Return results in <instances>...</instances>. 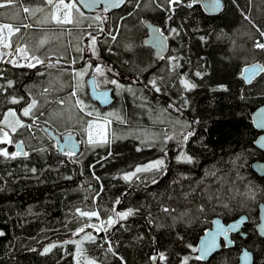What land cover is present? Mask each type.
Returning a JSON list of instances; mask_svg holds the SVG:
<instances>
[{"label": "trees", "instance_id": "obj_1", "mask_svg": "<svg viewBox=\"0 0 264 264\" xmlns=\"http://www.w3.org/2000/svg\"><path fill=\"white\" fill-rule=\"evenodd\" d=\"M190 1L176 8L171 20L163 0H129L120 9L105 13L106 31L97 36L96 44L97 62L104 75H96L97 83L112 86L105 79L118 77L124 87L113 85L114 100L103 107L81 85L77 95L87 110L93 111L92 117L75 107V97L69 99L75 90L69 86L75 85L70 69L86 61L79 58L85 51L77 52L74 46L64 48L66 60L76 58V63L62 68H50L46 60L35 68L0 61V85L7 88L0 92V113L24 106L23 101L20 105L9 103L13 96L39 101L36 126L13 134L14 140L24 141L29 155L0 157V232L4 233L0 236V264H76L73 244L45 255L41 252L54 242L79 237L73 232L86 222L76 213L78 207L95 208L101 219H106L112 208L138 210L107 232L86 229L97 239L94 243L85 241L83 248L100 264H121L119 257L126 264H152L149 257L161 251L168 256V264H182L185 256H196L188 245L196 247L213 216L227 221L242 213L248 217L243 228L245 238L237 235L232 247L222 246L208 261L190 259L189 264H235L241 245L253 252V264L263 263L264 237L257 235L254 224L257 206L264 202V177L252 171L250 162L264 158V152L254 145L259 131L251 119L252 110L264 102V73L258 72L248 82L243 68L251 63L264 65V50L254 47L256 41L264 42L260 35L264 31V0H223V8L216 14L205 13L198 3L189 8ZM19 2L29 7L41 5L42 9L46 6L43 0H18L8 10L19 15H0V20L17 26L35 24L38 12L26 15L22 7H16ZM144 19L155 23L168 37V53L160 61L141 42L146 32ZM29 28L24 31L21 26L13 40L21 36V42ZM170 28L180 29V34H171ZM81 46L84 48L83 43ZM173 56L179 57L180 66L175 70L168 59ZM181 77L195 87L185 90ZM152 80L160 92L155 91ZM8 81L13 82L12 87H7ZM129 86L132 92L127 91ZM46 87L50 91L42 96ZM158 112H164L165 119L185 121L195 134L184 143L180 136L184 125L171 129L166 121L157 122L168 128L161 142L146 143L126 133L129 128H148ZM96 113L102 117L116 113L125 122L109 117L111 143L95 147L84 144L75 157L59 151L42 129L44 122L39 123L47 121L58 133L65 128L76 129L82 138L84 122ZM22 119L28 122L27 117ZM167 136L175 138L168 140ZM0 147L15 151L12 145ZM181 151L192 157L191 163L177 161ZM156 158L164 160L161 171L144 173L145 180L123 179L136 165ZM165 207L170 214L163 212ZM106 241L111 242L116 255L107 251Z\"/></svg>", "mask_w": 264, "mask_h": 264}, {"label": "snow or ice", "instance_id": "obj_2", "mask_svg": "<svg viewBox=\"0 0 264 264\" xmlns=\"http://www.w3.org/2000/svg\"><path fill=\"white\" fill-rule=\"evenodd\" d=\"M18 0H0V9L3 8H9L12 7L15 3H17ZM129 2V0H44V3L51 6L53 8V11L50 13L51 19L58 25H73L76 27H79L84 20L88 19V17L85 15V13L82 11V9H91L95 8L100 4H103V12H108L109 9L119 8L122 5H126ZM185 0H163V4H166L167 7L164 8V10L170 15L168 16V19H172L171 13H174L175 9L177 7H180L184 5ZM163 4L158 5L159 7H163ZM135 7H139V4L134 5ZM209 8H211L213 11L218 10L222 7L221 0H208ZM187 7L191 8L192 4H187ZM43 9H37V11H42ZM23 11L25 13H28L30 11L29 8L24 7ZM131 14V13H129ZM47 20V17H45ZM96 21H98L100 24H103L106 20L105 16H96L94 17ZM22 27H30V25H21ZM21 26H16L15 28L11 24H2L0 25V43H3V30L7 29L8 33L11 35L14 32H19ZM88 27H91V25H88ZM98 31L103 32V28H98ZM168 31L178 36L180 34V29L177 28H170ZM111 35V33H109ZM260 35L264 37V31L260 32ZM87 38L89 40V43L87 45L88 49L91 51L92 56H98V51L96 49L97 44V36L93 35L91 32L87 33ZM113 40L116 39L114 35L111 37ZM168 37L164 35V32L160 29H154V36H153V44L163 50L165 47V42L167 41ZM204 37H201V40H203ZM45 44L44 40L40 41V45L43 46ZM3 46L5 48L11 47L9 43H3ZM130 47V46H129ZM254 47L260 50H264V42L256 41L254 44ZM18 53H23V58L28 61L26 65H21L17 61H6L9 63H12L14 66L17 67H30L35 68L38 64H44L45 61L42 60L39 56L36 55H29L26 51L25 47H19L16 49ZM77 52L83 53L85 51L84 48H81L77 46L76 48ZM64 57L61 56L57 59L56 64L51 63L49 61L48 67H56L60 60ZM79 58H83L82 56ZM171 69L175 70L180 65L178 63L179 57H169ZM34 61V62H33ZM72 64L76 63V58H73L71 61ZM92 68V64L89 61L86 62V65L82 67L80 70H75L73 79L76 80L75 85H69L70 87H73L75 90L70 92L69 99L75 97V107L79 108V110L85 115L92 117L94 115L93 111H88V106L85 104V102L82 99H79L77 93L79 90V87L81 86V82L83 81L84 76L88 74V69ZM108 71H112L111 69H108ZM245 73L248 72V69L244 70ZM257 71L260 73H264V65H253L252 66V72L250 75L246 77L248 82H251V80L257 75ZM95 74L104 75V69L97 65L94 69ZM197 76H200L201 73L197 72ZM105 83H111L116 86L118 89H122L124 86L119 84L117 80L112 79L108 80L105 79ZM153 88H155V91L160 92L161 88L157 86L156 81L152 80L150 81ZM180 83L184 87L185 90H190L195 87L193 83H191L188 79L181 77ZM13 82L8 81L7 87H12ZM7 88L4 85H0V92L6 91ZM50 89L48 87L43 89V92L41 95L43 96L45 93H48ZM127 91L132 92V88L129 86L127 88ZM134 94V93H133ZM104 101L105 103L110 102L108 99L107 93H103ZM21 101L24 102V106L20 108H8L3 113H0V145H15L16 151L9 152L7 147H0V157H4L6 159H15L18 156H24L27 157L29 153L24 150V141H15L13 139V134L17 133L20 129H25L28 131H31L34 126H36L37 120H39V116L36 115V112L39 111V101L35 97H31L30 99H25V97L20 96L19 98L13 96L8 101L11 104L14 105H20ZM59 103H64L63 100H60ZM169 107H172V105H169ZM166 111V110H165ZM40 115H43L41 112ZM96 119L94 120H88L84 123L86 124L85 131L87 132L88 140L87 142L89 145L95 147V146H104L111 143L109 140V132H108V126L112 123V120L109 117H114L116 120L120 121L121 123H124V118L119 116L116 113H108L105 117H100L99 113H96ZM261 116V126H264V113L259 114ZM23 117L28 118V122H26ZM102 122H99L101 121ZM44 123H47V121H44ZM179 123V121H177ZM184 131L180 133V136L182 138V142L186 143L190 137H192L195 133L192 130H188L191 128V125H184ZM174 136H167L166 139L171 140L174 139ZM70 142V141H69ZM139 150V149H138ZM39 151H45V149H40ZM65 155L69 157H75L76 152L69 150L64 153ZM178 162L183 163H191L192 157L188 155L186 152L181 151L179 156L177 157ZM164 165L163 159H157L153 162H150L147 165L137 167L135 171L125 174L123 176V179L125 181H131L133 177H137L138 173L141 172H149V171H161L162 166ZM33 172L36 171V169H32ZM138 178V177H137ZM155 182V181H153ZM97 195H99L97 193ZM95 202V198H94ZM116 204H119L120 201L116 200ZM164 213L170 214V209L167 207L162 209ZM202 210V209H201ZM138 210L133 208H128L127 210L123 211H117L115 208H112L110 210V214L107 215L106 219H101L100 212L96 210L95 208H90L89 210H82L81 208L76 209V213H78L80 218H86L88 221H91L92 218H96V220L99 221V224H92V223H83L79 228H77L73 232V236H80L81 233H84V235L81 237L80 240H66L63 242L58 243H52L48 246H45L41 252V255L48 254L51 252L54 248L57 247H63L67 244H73L76 247L75 253L72 254L74 256V259L76 260V264H80V257L84 255L85 249L83 248V244L85 241L89 242H95L97 237L94 236L90 232H86V229L92 228L95 232L99 233L101 230L107 232L108 229L112 228L115 224L119 223L120 221L128 219L130 216H133L136 214ZM244 221L241 220L237 223H234L227 228H224L223 226H219L215 233H207L206 236L208 239L201 240V245L199 247H193L192 245H188L189 248H191L192 252L199 253L195 257H189L185 256L182 260V264H189L190 259H196V260H202L207 255H209L216 247H217V236L224 235L226 236L229 231L235 230L239 227L241 223ZM219 225V222H217ZM4 233L0 232V236H3ZM108 243V252H111L113 255H116V253L113 251L112 245L110 241H106ZM34 250V249H33ZM247 256V253H245ZM121 264H126V261H124L123 257H119ZM149 259L152 261V264H168V256L165 254V252H157L156 254L149 257ZM86 264H96L95 260H86Z\"/></svg>", "mask_w": 264, "mask_h": 264}, {"label": "rangeland", "instance_id": "obj_3", "mask_svg": "<svg viewBox=\"0 0 264 264\" xmlns=\"http://www.w3.org/2000/svg\"><path fill=\"white\" fill-rule=\"evenodd\" d=\"M22 7L21 11L23 13H25L23 11L24 7H27L30 9V11L28 13L30 14H36L37 9H40L41 5H32V6H22L21 2L18 3V5H16V7ZM18 9V8H17ZM17 11V10H16ZM53 11V8L50 7L47 12L44 15H35V24H31V22H27L24 25H30V30L26 33V35L24 36L23 40L20 42V39L18 41L17 44V48L19 47H25L26 46V51L28 52V54L31 55H36L39 56L42 60H46L47 64L49 63V61H51V63L56 64V61L59 57L63 56L64 58L60 60V63L57 65L60 68H62V66L65 65H70L71 61L68 62L66 60V57L64 55V48H69L71 46H74V50H76L77 46L83 48V46H81V43L84 44V49H85V54L81 55L83 58L82 59H86L85 61V65L86 62L90 60L91 64H92V68H89L88 70H90V72H94V69L97 65H99L97 62L98 58L97 56H92L91 51L88 49L87 45L89 43V40L87 38V33L91 32L93 35L95 36H99L100 34H103L106 31V21L103 24H100L98 21H96L94 19V17L96 16H105V12H103V9L98 10L96 12L93 13H85V15L88 17V19L84 20L82 24L87 23V25L83 28L82 24L79 27L73 26V25H58L56 24L52 19H51V15L50 13ZM27 15V13H25ZM0 15L3 17H14V16H18L19 12L10 14V11L8 10V8H3L2 10H0ZM11 15V16H10ZM45 17H47V20L45 19ZM4 24V23H3ZM51 24V25H50ZM1 25V24H0ZM13 27L15 28L17 25L12 24ZM88 25H91L90 28H88ZM31 27H36V28H31ZM93 27V29H92ZM28 28V27H27ZM98 28H103V32L98 31ZM26 30V28L24 27V31ZM96 30V31H94ZM19 32H16L13 36L9 35L8 30L4 29L3 30V43H9L11 46V42L14 38V36H18ZM17 38V37H16ZM18 39H14V42H17ZM44 40L45 44L43 46L40 45V41ZM81 43H80V41ZM79 41V42H78ZM3 43H0V61L4 62V61H12L15 60L17 61L19 64L21 65H26L28 63V61H26L23 58V53H18L16 51V49L11 50L10 47L9 48H5L3 46ZM73 44V45H72ZM80 56V55H79ZM80 56V57H81ZM34 62V61H33ZM85 65H81L80 67L77 68H71V74H72V79H73V75H74V71L75 70H80L82 67H84ZM95 73V72H94ZM97 75V74H96ZM85 77V76H84ZM74 83L76 84V80L73 79ZM85 79L83 78V81L81 82V85H85ZM97 82V81H96ZM57 111H55L56 113ZM59 113V112H58ZM164 112H158L157 114H154L151 117V122H154L153 124H151L148 128L145 127H135L133 129H127L126 133L127 134H134L137 137H139L143 142L146 143H156V142H161L162 138L164 136V134H166V131L168 128H166V126H162V125H158L157 122L159 123H163V121H166L168 123H170V127L171 129H174L175 127H181L183 125L186 124L185 121H182L180 119H171V118H167L165 119L163 116ZM102 117V116H100ZM96 119V116L91 118L90 120H94ZM177 121H179V123H177ZM44 122V121H40L39 123ZM99 122H102L99 121ZM48 124V122H47ZM86 126L83 128V141L84 144H89L87 142L88 140V136H87V132L85 131ZM76 129L71 130L70 128H65L64 130L60 131V133H63L64 131H75ZM170 131V130H169ZM108 132H109V140L113 137L112 136V132L110 127L108 126ZM77 133V132H76ZM17 140H21V139H17ZM15 140V141H17ZM164 140V138H163ZM22 141V140H21ZM162 146V145H161ZM83 147V146H82ZM82 149V148H81ZM156 159H153L151 161H148L146 163H142L139 165H136L131 171L125 173V174H129L133 171H135V169L137 167H141L144 165L149 164L150 162H153ZM146 172H141L137 174V177H134V179H143V174ZM117 210V209H116ZM119 211V210H117ZM85 222L86 223H92V224H99L98 220L93 221V219L91 221H88L85 218ZM103 231V230H101ZM84 235V233H82L81 236L79 237H74L72 240H80L81 237ZM95 260L96 264H100L99 261H97L93 256L86 254V252H84V255L80 257V262L82 264H86V260Z\"/></svg>", "mask_w": 264, "mask_h": 264}, {"label": "water", "instance_id": "obj_4", "mask_svg": "<svg viewBox=\"0 0 264 264\" xmlns=\"http://www.w3.org/2000/svg\"><path fill=\"white\" fill-rule=\"evenodd\" d=\"M189 3H191V4L192 3H198L199 6L202 8V10L207 14H216V13L220 12L224 6V1L221 0L222 7L218 10L213 11L211 8H209L207 6L208 0H191L187 4H189ZM103 6H104L103 4H100L95 8L82 9V11L85 13H93V12H96L100 9H103ZM121 7L109 9L108 12L120 9ZM143 23H144V26L146 27V33L143 35V37L141 39L142 44L144 46L150 47L153 51V55H154V58L156 59V61H160L161 58L168 52V49H169L168 39L165 42V47L163 48V50L156 47L153 44L154 29H159V27L155 23H153L147 19L144 20ZM164 35H165V33H164ZM253 65L259 66V64L251 63V64L246 65L243 68V77H244L245 81H248L246 79V77L251 74ZM245 69H248L247 73H245V71H244ZM258 72L259 71H257V73ZM86 87H87V92H88V95L90 96V98L92 100H94L95 102L99 103L101 106L105 107V106L110 105L113 102L114 96L112 94V87L108 86V87L98 88L96 86L94 75L91 74V75L86 77ZM105 92L107 93L108 99L110 101L108 103H105V101H104L103 93H105ZM261 113H264V102L259 104L258 106H256L251 112V119H252L253 125L259 131V134L257 135V137L254 140V145L258 149H260L264 152V126H261V116L259 115ZM41 127L46 132V134L55 142V146L59 151L65 152V151L72 150V151H75L76 153H78L81 150L82 142L79 139V137L77 136L76 132L64 131L63 133H58L51 126L46 125V124H41ZM17 141H21V140H17ZM12 147L14 148V150H16L14 144L12 145ZM24 150H25V146H24ZM250 168L259 177H264V158L253 159L250 162ZM257 209H258V221H257L255 227H256L258 234L260 236H264V202H260L257 206ZM247 219H248V217L244 213L238 215L237 217H235V218H233L227 222H225L218 215L212 217L210 227H208L202 233V235L199 237L198 242H197V247H199L201 245V240L208 239V237L206 236L207 233H209V232L215 233L219 226H223L224 228H227L228 226H230L234 223H237L241 220H243L244 222L241 223L237 229L229 231L226 236H224V235L217 236V247L209 255H207L204 258V260L208 259L214 252H216L220 248V239L221 238L224 240V242L227 246L231 247L233 245L232 240L230 238L231 233H235V232L240 231L241 236L245 237L246 232L243 231L242 228L244 226V223L247 221ZM217 222H219V225L217 224ZM245 253H247V256L245 255ZM154 254H156V253H154ZM198 254L199 253H197V255ZM235 264H253V252L249 248H247L246 246H242L240 248L239 253H238L237 261Z\"/></svg>", "mask_w": 264, "mask_h": 264}, {"label": "flooded vegetation", "instance_id": "obj_5", "mask_svg": "<svg viewBox=\"0 0 264 264\" xmlns=\"http://www.w3.org/2000/svg\"><path fill=\"white\" fill-rule=\"evenodd\" d=\"M101 10V9H100ZM105 13H109V12H105ZM144 24V23H143ZM146 28V27H145ZM146 33V32H145ZM144 33V34H145ZM143 34V35H144ZM143 35H142V37H143ZM142 39V38H141ZM142 42V41H141ZM147 47V46H146ZM150 48V47H149ZM150 50H151V52H152V55H153V51H152V49L150 48ZM168 53V52H167ZM167 53L161 58V59H163L165 56H167ZM153 57H154V55H153ZM155 59V58H154ZM81 65L83 66V65H85V62H82L81 63ZM80 65V66H81ZM79 66V67H80ZM94 75V78H95V82L97 81V79H96V74L94 73V72H90V70H88V74L84 77V79H85V86H86V77L87 76H89V75ZM116 77V76H115ZM117 81H121L118 77L117 78H115ZM96 86L98 87V88H103V87H108V86H100V85H98V83L96 82ZM112 87V94H113V96L115 97V87L112 85L111 86ZM86 90H87V87H86ZM88 93V92H87ZM77 136L79 137V139L81 140V142H82V146L84 145V141H83V139L79 136V134L77 133ZM13 148V147H12ZM14 149V148H13ZM16 151V150H15ZM66 152V151H65ZM216 216V215H215ZM214 217V216H213ZM212 219V218H211ZM223 219V218H222ZM233 219V218H232ZM229 220H231V219H229ZM229 220H227V221H229ZM248 220V219H247ZM225 221V220H224ZM227 221H225V222H227ZM257 221H258V211H257ZM257 221H256V223H257ZM247 222V221H246ZM246 222L244 223V225L246 224ZM256 223L254 224V225H256ZM210 224H211V221H210ZM210 227V226H209ZM243 228H244V226H243ZM243 228H242V230H243ZM244 231V230H243ZM255 231H256V233H257V235L259 236V237H264V236H260L259 234H258V232H257V230H256V227H255ZM240 236L241 238H245V237H243V236H241V234H240V231H238V232H235V233H231L230 234V238H231V240H232V243H233V240H234V237L235 236ZM198 242V241H197ZM222 246H225V247H229V246H227L226 244H225V242H224V240L221 238L220 239V248L222 247ZM233 246V245H232ZM231 246V247H232ZM242 246H245V245H241V247ZM196 247H197V244H196ZM240 247V248H241ZM220 248L217 250V251H219L220 250ZM248 248V247H247ZM216 251V252H217ZM239 251H240V249H239ZM216 252H214L208 259H206V260H204V259H202V261H208ZM239 253V252H238ZM196 256H197V253H196ZM237 256H238V254H237ZM253 260H254V258H253ZM151 263H152V261H151ZM236 263V262H235ZM212 264H223V263H220V262H214V263H212ZM262 264H264V260H263V263Z\"/></svg>", "mask_w": 264, "mask_h": 264}, {"label": "crops", "instance_id": "obj_6", "mask_svg": "<svg viewBox=\"0 0 264 264\" xmlns=\"http://www.w3.org/2000/svg\"><path fill=\"white\" fill-rule=\"evenodd\" d=\"M43 2H44V0H43ZM34 5V4H33ZM43 5H46L45 6V8H43V10L42 11H39L36 15H44L46 12H47V10L51 7V6H49V5H47V4H43ZM11 24L12 25V23H10V22H6V21H1L0 20V24L2 25V24ZM16 32H14L13 34H11L12 36L15 34ZM10 35V34H9ZM20 37L21 36H19L18 38L20 39ZM17 38V39H18ZM19 39L17 40V42H14V44L12 45V48H10L11 50H14V49H16L17 48V44H18V41H19Z\"/></svg>", "mask_w": 264, "mask_h": 264}, {"label": "bare ground", "instance_id": "obj_7", "mask_svg": "<svg viewBox=\"0 0 264 264\" xmlns=\"http://www.w3.org/2000/svg\"><path fill=\"white\" fill-rule=\"evenodd\" d=\"M187 3H188V2H187ZM144 20H146V19H144ZM144 20H143V21H144ZM147 20H149V19H147ZM41 124H46V123H41ZM46 125H48V124H46ZM244 214H245V213H244Z\"/></svg>", "mask_w": 264, "mask_h": 264}]
</instances>
